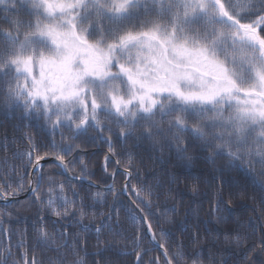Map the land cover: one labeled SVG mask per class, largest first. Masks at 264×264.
<instances>
[{
    "label": "snow or ice",
    "instance_id": "snow-or-ice-1",
    "mask_svg": "<svg viewBox=\"0 0 264 264\" xmlns=\"http://www.w3.org/2000/svg\"><path fill=\"white\" fill-rule=\"evenodd\" d=\"M0 17L9 26L0 29L7 107L53 133L102 131L101 117L120 137L139 129L154 140L166 131L187 159L191 136L211 163L226 157L264 190V171L252 170L254 157L264 168V0H0ZM51 148L66 171L72 147ZM45 155L26 153L37 173ZM22 188L0 186V199ZM60 199L63 213L47 201L57 216L72 203ZM39 236L53 239L43 228ZM258 246L264 252V241Z\"/></svg>",
    "mask_w": 264,
    "mask_h": 264
},
{
    "label": "trees",
    "instance_id": "trees-1",
    "mask_svg": "<svg viewBox=\"0 0 264 264\" xmlns=\"http://www.w3.org/2000/svg\"><path fill=\"white\" fill-rule=\"evenodd\" d=\"M8 27L0 17V29ZM5 96L0 86V186L23 185L5 198L27 195L34 168L26 153L56 158L53 142L57 151L72 147L64 161L74 178L101 189L69 179L58 165L44 167L35 175L31 198L0 204V264H24L25 255L28 264L33 259L36 264H76L81 258L84 264H168L141 219H133L139 215L124 195L130 174L128 193L173 264H264L258 246L264 241V190L251 183L239 164L231 166L226 157L211 163L191 136L182 145L191 159L177 152L166 131L154 140L144 139L139 129L132 137H120L109 117H101L102 131L90 128L77 135L61 128L53 133L46 122L7 107ZM258 159L253 158L256 175L264 171ZM38 176L44 178L40 184ZM61 197L72 203L66 215L57 216L47 201L51 198L63 213ZM41 228L53 237L47 244L40 239Z\"/></svg>",
    "mask_w": 264,
    "mask_h": 264
},
{
    "label": "water",
    "instance_id": "water-1",
    "mask_svg": "<svg viewBox=\"0 0 264 264\" xmlns=\"http://www.w3.org/2000/svg\"><path fill=\"white\" fill-rule=\"evenodd\" d=\"M40 164L42 165L41 168H43L44 166H46V165H48V164H59V165H61V162H60L59 160H57V159H44V160L40 161ZM63 164H64V162H63ZM64 165H65V164H64ZM35 172H36V170H34V173H35ZM67 174H68V176L70 177L68 171H67ZM81 182H83V183H90V182H88V181H81ZM33 189H34V177H32V186H31L30 192H29V194H28L27 197H21V198H17V199H9V200L3 201V203H13V202L22 201V200H24V199H26V198H28V197H30V196L33 195ZM127 197H128V199L130 200V202L133 203L132 200H131V198H130V196L127 195ZM135 208H136V210L139 212V214L141 215V218H142V220L144 221V223H145V225H146V227H147V233H148V236H149L150 240L152 241V243H153L157 248L160 249V251H161L162 254L164 255V257H165V259L167 260V262H168L169 260L171 261L169 255H168V252H167V255H165V250H166V249H165L164 247H160V246H159L160 244L158 243V241H157V239H156V236H155V241H153V239H152V237H151V233H154V231H153V229H152V227H151V233L149 232V230H148V225H149L150 223H149V221L147 220V218H146V216L144 215V213H143V212H142V211H141L136 205H135ZM171 264H173L172 261H171Z\"/></svg>",
    "mask_w": 264,
    "mask_h": 264
}]
</instances>
